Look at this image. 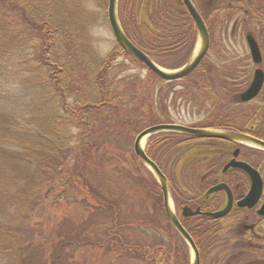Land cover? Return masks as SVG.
I'll return each mask as SVG.
<instances>
[{"label": "rangeland", "instance_id": "rangeland-1", "mask_svg": "<svg viewBox=\"0 0 264 264\" xmlns=\"http://www.w3.org/2000/svg\"><path fill=\"white\" fill-rule=\"evenodd\" d=\"M108 3L109 0H0V9L6 13L5 47L1 50L6 66L0 80V97L18 90L27 101H36L39 111L35 115L64 133L67 131V145L75 149L71 165H78L79 173V180L75 179L66 189L56 183L58 176L50 182L44 178L41 189L33 194L35 198L32 195L25 202L14 199L12 208H0V264L191 262L192 250L185 260L177 252L179 239L172 235L159 183L135 155L134 141L143 129L155 124L194 126L214 123L218 115H223L229 103V97L223 96L224 89L229 86L218 82V103H214L208 100L213 93L203 89L204 85L209 80L212 83V78L228 77V67L233 70H243L248 64L253 67L245 37L250 31L264 45V23L255 16H247L244 21V15L233 8L229 11V54L217 53L212 48L195 71L182 79L167 81L140 60L122 52L109 23ZM127 4L128 0L118 2L122 26L125 23L133 37L149 40L153 53L150 57L158 65L175 69L193 57L198 43L186 42L178 47L172 37L141 32L147 28L146 11L142 8L134 18L128 15ZM172 10L176 11L175 3L166 0L161 12L172 15ZM51 20L57 31L47 54L44 51L47 27L43 26ZM235 20L238 26L233 35ZM58 67L60 90L49 79ZM103 88L108 91L112 105L97 111L91 126L85 125L82 118L63 113L64 98L69 105L97 104L102 100ZM5 102H0V106ZM255 105L258 103L234 110L235 118L241 117L237 118L239 124L245 113L251 114L256 109ZM183 139L189 138L182 133L158 132L143 143L147 151L154 150L169 178L174 199L194 193L199 185L194 172L188 169L195 164L189 158L196 151L187 145L180 146L178 143ZM201 169L200 174L204 173ZM191 173L192 177L188 176ZM114 231L125 244L145 247L147 253L146 249L142 251L143 258L135 256L136 248H127L125 254L108 253L106 247L95 244ZM67 239L91 243L62 245L54 263L57 249ZM174 245L176 251L167 252ZM209 264H225V260L218 258Z\"/></svg>", "mask_w": 264, "mask_h": 264}, {"label": "flooded vegetation", "instance_id": "flooded-vegetation-1", "mask_svg": "<svg viewBox=\"0 0 264 264\" xmlns=\"http://www.w3.org/2000/svg\"><path fill=\"white\" fill-rule=\"evenodd\" d=\"M193 2L207 25L210 38L208 52L197 68L202 65L212 48H215L217 53L229 54V11L233 8L244 15V19H242L244 21L247 16L251 18L255 16L261 24L264 23V0H193ZM237 26L238 21L235 20L233 35L236 34ZM248 35H252L259 46L262 55L260 63L253 61L247 40ZM245 39L254 68H250V64L243 70H233L228 67V77L223 79L210 77L212 83L209 80L205 84L206 87L204 85L203 88L205 90L208 88L214 94L208 96V100L218 103L217 84L221 81L223 83L220 84L229 86L224 89L223 94L225 98L229 97V103L225 106L224 114L218 115L214 123L196 124L192 127L234 130L264 141V79L260 91L254 98L248 101L242 99V94L249 89L253 82L256 70L264 71V45L250 31L246 33ZM197 40L196 32L194 43H197ZM255 102L258 103L257 106L255 105L256 109L251 114L243 112L245 119L242 124H239L237 118L241 117L235 118L234 110L255 104ZM184 135L189 139H183L178 144L180 146L187 145L196 151L195 155L189 158L194 159L195 164L188 166V169L194 172L193 177L198 178L199 185L195 186L198 189L194 190V193L191 192L186 197L175 199L174 196L171 195V197L175 201L173 207L181 225L192 237L199 251L200 264L205 262L209 264V262L217 261L218 258H224L225 264H264V256H262L264 251V149L249 143L240 144L229 139ZM192 141L197 143L193 144ZM151 153H154L153 149ZM154 157L153 154L151 158L161 168L159 161ZM233 159L249 165L261 178L262 186L259 197L250 206L241 207L238 202L245 199L252 191L253 178L247 170L231 166L230 163ZM200 169L204 173L200 174ZM161 170L166 175L162 168ZM188 176L192 177V173ZM218 185L224 187L218 191L210 192L213 187ZM230 200L232 205L225 216L213 218L208 214L224 210ZM185 208L192 211L200 209V212L191 214L185 212ZM168 222L172 235L180 240H178L177 252L185 260V255L187 258L189 255L191 256V246L170 223L169 219ZM175 249L177 248L174 245V248L167 249V252H175ZM243 259L245 261H241Z\"/></svg>", "mask_w": 264, "mask_h": 264}, {"label": "trees", "instance_id": "trees-1", "mask_svg": "<svg viewBox=\"0 0 264 264\" xmlns=\"http://www.w3.org/2000/svg\"><path fill=\"white\" fill-rule=\"evenodd\" d=\"M173 2L176 6V11H171L172 15L174 14L173 17L168 11L161 12V8L166 6V0H128V15H132L135 18L137 12L144 8L147 15L145 19L147 28L141 32L147 33L149 31V33L154 32L155 36L158 37L162 35L168 38L172 37V39L174 38L173 42H177L178 47L186 42L193 44L196 39L195 23L182 0H173ZM5 17L6 13L0 9V80L3 79L1 76H3L2 72H4L3 70L6 66L1 53L5 40L3 35ZM124 18L126 19V17ZM178 19H181L180 24ZM51 21H46L43 26L47 27L45 32L46 45L44 48L47 54L51 50V41L57 31L55 22ZM137 24H139L138 21ZM123 26L125 32L135 44L148 55L153 54L149 40L144 41L133 37L125 23ZM174 32L179 33L176 34ZM122 52L125 51L122 50ZM54 65H56L55 62ZM60 71L61 68H56L51 72L49 78L52 83L54 82L55 88L57 86L58 90H60L58 84L61 81L58 77ZM100 95L102 97L101 102L99 101V103L93 105L79 102L75 103V105H69L64 98L61 103L62 111L65 115L84 119V124L91 126L96 119L95 113L104 111L108 105H112L111 98L108 97L109 93L105 88L101 90ZM8 96H11V99L14 98L13 101ZM4 100L6 101L5 104L0 106V195H2L3 199V203L0 201V208H12L13 204L11 202L14 199H19L21 202L30 200V197L33 194H37L41 189L44 178L50 182L54 181V178L58 176L56 183H58L59 187L65 189L73 181L75 182V179L79 180V173L76 171L78 165H71L75 149L67 145V140H69L67 131L64 133L59 128L49 124L47 120L40 118L39 114L35 115V112L39 111H37L38 103L35 101L36 105L34 101H27L26 96L22 95L21 91H13L9 95L0 97V102ZM19 101H22V103H19ZM50 102L47 103V107ZM86 120L87 122H85ZM147 153L153 157L150 151H147ZM141 164L143 163L141 162ZM35 196L33 195L32 198H35ZM64 197H66V193ZM0 214H2V211H0ZM80 243L85 245L91 243V241L86 240ZM80 243L75 239L64 240L57 249L54 263H56V257H59L62 245H79ZM95 244L106 247L108 253L119 251L125 254L127 248L130 250L136 248L135 256L137 258H143L142 256L145 253L142 251L144 249H146L145 252L147 253V248L145 247L140 248L137 245L125 244L123 240L121 241L116 231L109 233L106 238L97 241Z\"/></svg>", "mask_w": 264, "mask_h": 264}, {"label": "water", "instance_id": "water-1", "mask_svg": "<svg viewBox=\"0 0 264 264\" xmlns=\"http://www.w3.org/2000/svg\"><path fill=\"white\" fill-rule=\"evenodd\" d=\"M186 8L188 9L196 27L197 37H198V49L193 57L185 63L183 66L175 68V69H167L160 65H158L145 51H143L140 47H138L127 35L125 32L120 18L118 14V2L119 0H109L108 3V19L109 23L114 35V38L118 45L121 47L123 51L128 53L129 55L133 56L134 58L140 60L143 64L147 66L154 74L159 76L160 78L173 81L182 79L183 77L190 74L193 70L197 68L200 64L202 59L208 52L209 49V31L207 25L197 9L196 5L194 4L193 0H182ZM249 49L251 51V55L253 61L255 63H260L262 61V55L259 49V46L252 35H248L247 37ZM264 79V71L262 69H257L255 72V77L249 89L242 94V99L244 101L251 100L254 98L261 89L262 83ZM158 132H177L183 133L191 136L196 137H208V138H222V139H229L231 141L237 143H249L256 147L264 149V141L254 138L250 135L245 133L234 131V130H226V129H217V128H199V127H191L177 123H160L149 126L143 129L136 137L134 141V153L139 158V160L153 173L154 177L157 179L163 197V206L165 213L170 221V223L180 232V234L186 239L192 249V259L190 264H200V257L199 251L195 245L194 240L189 235V233L184 229L181 225L174 207L172 203L171 197V187L170 182L167 176L163 173L159 165L147 154L146 148L143 146V140L145 138L152 136ZM231 166L239 167L242 169L247 170L254 181V186L250 194L243 200L238 202V205L243 206H250L253 204L257 198L259 197L260 190H261V178L259 174L252 169L249 165L237 161L233 159L230 163ZM223 185H218L213 187L210 192L218 191L223 188ZM249 201H251L249 203ZM231 200L229 205L221 211L211 212L208 213L213 218H221L225 216L230 208H231ZM185 212L191 214H198L200 209L196 211H192L189 208H185Z\"/></svg>", "mask_w": 264, "mask_h": 264}, {"label": "bare ground", "instance_id": "bare-ground-1", "mask_svg": "<svg viewBox=\"0 0 264 264\" xmlns=\"http://www.w3.org/2000/svg\"><path fill=\"white\" fill-rule=\"evenodd\" d=\"M145 140H143V143H144Z\"/></svg>", "mask_w": 264, "mask_h": 264}]
</instances>
